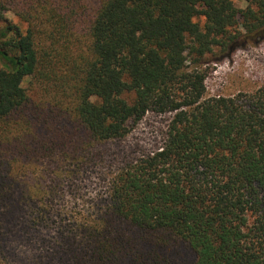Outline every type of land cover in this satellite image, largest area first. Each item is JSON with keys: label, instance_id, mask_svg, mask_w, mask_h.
Instances as JSON below:
<instances>
[{"label": "trees", "instance_id": "16d2710c", "mask_svg": "<svg viewBox=\"0 0 264 264\" xmlns=\"http://www.w3.org/2000/svg\"><path fill=\"white\" fill-rule=\"evenodd\" d=\"M245 1L0 0V264H264V84L206 87Z\"/></svg>", "mask_w": 264, "mask_h": 264}, {"label": "rangeland", "instance_id": "374dc122", "mask_svg": "<svg viewBox=\"0 0 264 264\" xmlns=\"http://www.w3.org/2000/svg\"><path fill=\"white\" fill-rule=\"evenodd\" d=\"M233 1L241 8L248 5L245 0ZM262 84H264V41L248 42L247 45L236 48L231 56L219 57L218 61H211L206 80L208 95L252 92ZM172 116V113L147 114L137 124L126 145L148 150L158 149L165 141L168 123ZM183 257L186 260L191 258V254L184 251Z\"/></svg>", "mask_w": 264, "mask_h": 264}]
</instances>
